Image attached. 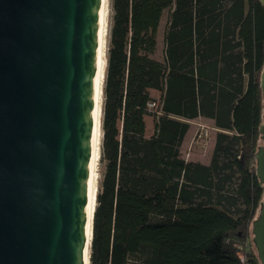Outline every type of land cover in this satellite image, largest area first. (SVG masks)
Segmentation results:
<instances>
[{"label": "trees", "instance_id": "1", "mask_svg": "<svg viewBox=\"0 0 264 264\" xmlns=\"http://www.w3.org/2000/svg\"><path fill=\"white\" fill-rule=\"evenodd\" d=\"M108 3L88 264H241L237 251L245 243L261 264L251 228L264 200L254 159L264 122V5ZM196 117L217 129L208 164L181 156Z\"/></svg>", "mask_w": 264, "mask_h": 264}, {"label": "water", "instance_id": "2", "mask_svg": "<svg viewBox=\"0 0 264 264\" xmlns=\"http://www.w3.org/2000/svg\"><path fill=\"white\" fill-rule=\"evenodd\" d=\"M100 1L0 0V264L88 259ZM259 86L264 97V65ZM258 130L264 192V122ZM251 231L264 264V200Z\"/></svg>", "mask_w": 264, "mask_h": 264}, {"label": "bare ground", "instance_id": "3", "mask_svg": "<svg viewBox=\"0 0 264 264\" xmlns=\"http://www.w3.org/2000/svg\"><path fill=\"white\" fill-rule=\"evenodd\" d=\"M106 0L100 1L99 9V26H98V43H97V54H96V69L94 77V89H93V130L91 134V156L89 162V172L87 177V205H86V224H85V236L86 247L90 241V229H91V218L94 207V199L96 193L95 186V166L99 159V143L101 137L100 130V108H101V94L100 88L103 83L104 70H105V53H104V9ZM85 264H88L85 254Z\"/></svg>", "mask_w": 264, "mask_h": 264}, {"label": "rangeland", "instance_id": "4", "mask_svg": "<svg viewBox=\"0 0 264 264\" xmlns=\"http://www.w3.org/2000/svg\"><path fill=\"white\" fill-rule=\"evenodd\" d=\"M109 0L105 2V19H104V53L106 55V46H107V34H108V27L110 22V9H109ZM168 11H165L162 15L161 21L159 23V27L157 30V51L154 53V56L162 59V50H163V41H162V33L163 29L167 20ZM101 94V88H100ZM158 92L155 91V96ZM101 96V95H100ZM147 124L148 129L152 126V115H147ZM199 124L203 125V129H205V135L201 134L198 136L200 132ZM217 129L215 128L212 121L208 120L207 118H200L197 120H190L189 121V131L186 134V138L180 147L181 156L187 159H201L203 157L208 156L210 153V147L212 141L215 138V133ZM99 171H100V163L99 160L95 166V186L97 189V181L99 178Z\"/></svg>", "mask_w": 264, "mask_h": 264}, {"label": "built area", "instance_id": "5", "mask_svg": "<svg viewBox=\"0 0 264 264\" xmlns=\"http://www.w3.org/2000/svg\"><path fill=\"white\" fill-rule=\"evenodd\" d=\"M154 103H149V106H153ZM203 125L199 124V129H200V132L198 133V136H200L201 134L205 135V129H203ZM247 243H245L243 245V247H239L238 248V251H237V255L239 257V260H240V263L241 264H257L255 261H253L251 259L250 256H248V253H247Z\"/></svg>", "mask_w": 264, "mask_h": 264}, {"label": "crops", "instance_id": "6", "mask_svg": "<svg viewBox=\"0 0 264 264\" xmlns=\"http://www.w3.org/2000/svg\"><path fill=\"white\" fill-rule=\"evenodd\" d=\"M151 94L152 95H155V91L154 90H151ZM200 118H204V117H196V118H194L195 120H197V119H200ZM194 119H192V120H194ZM208 119V118H207ZM208 120H210V121H212L211 119H208ZM213 122V121H212ZM145 124H146V131H145V133L147 134V135H150L151 133H152V130H153V124H152V126L148 129V124H147V118L145 117ZM189 131V128H188V130H187V132ZM187 132L185 133V135H184V138H183V141H182V143L184 142V140H185V138H186V134H187ZM213 144H214V140L212 141V144H211V147H210V153L208 154V156H207V158L206 157H203V158H201V159H187V160H193V161H199V162H201V163H203V164H208L209 163V161H210V156H211V151H212V148H213ZM182 145V144H181ZM181 147V146H180Z\"/></svg>", "mask_w": 264, "mask_h": 264}]
</instances>
